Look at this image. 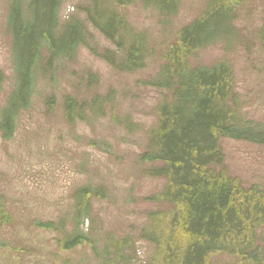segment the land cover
Segmentation results:
<instances>
[{"label": "rangeland", "instance_id": "rangeland-1", "mask_svg": "<svg viewBox=\"0 0 264 264\" xmlns=\"http://www.w3.org/2000/svg\"><path fill=\"white\" fill-rule=\"evenodd\" d=\"M215 0H178L173 15L142 0L117 10L129 36L142 37L147 48L143 68L127 72L114 68L105 56L118 51L87 20L90 0H64L59 12L63 27L78 19L88 34L87 46L73 61H59L55 74L41 77L31 107L20 113L11 139L0 136V264H150L154 248L140 232L152 214L164 206L151 201L166 187L163 178L146 171L160 164L144 163L151 133L158 127V109L172 93L157 88L166 56L182 29L200 18ZM228 1V0H218ZM104 6H107L105 4ZM8 0H0V116L14 89L12 37L7 29ZM231 37L210 45L190 58V66L226 63L234 75L238 119L264 131V1L250 0L235 7ZM132 36V37H133ZM72 98L85 119L69 121L65 102ZM104 101V115L90 113L91 103ZM223 169L246 189H264V146L221 139ZM102 187L105 201L92 200L84 229L93 230L99 256L86 245L64 251L61 240L72 229L76 192ZM4 220V221H2ZM65 221L61 230L58 223ZM4 222V223H3ZM111 239L130 240L119 251H105ZM264 244V243H263ZM219 264H233L228 256Z\"/></svg>", "mask_w": 264, "mask_h": 264}, {"label": "trees", "instance_id": "trees-1", "mask_svg": "<svg viewBox=\"0 0 264 264\" xmlns=\"http://www.w3.org/2000/svg\"><path fill=\"white\" fill-rule=\"evenodd\" d=\"M133 1L90 0L84 8L89 23L118 51H124V59L107 52V62L127 72L143 68L147 48L142 37L132 35L127 41L130 29L111 4L125 7ZM142 1L169 15L177 10L178 0ZM247 1L211 2L200 18L181 30L159 74L157 88L168 90L173 97L159 107V124L142 159L160 164L146 173L166 181L164 190L150 198L164 208L152 214L140 232L141 241L155 251L150 264H219L224 255L233 259V264H264V189H246L239 179L232 178L223 169L220 147L221 139L264 146V131L238 119L234 75L226 63L192 68L189 62L194 54L231 37L235 7ZM63 3L8 0L15 85L0 116L4 139L13 137L20 113L31 107L40 78L55 74L57 62L73 61L79 48L88 44L85 25L78 19L60 26ZM260 38L264 41V23ZM64 107L69 121L85 119L74 99H67ZM90 113L103 117L104 101L95 99ZM107 198L102 187L85 186L76 192L72 229L61 240L64 251L86 245L99 256L93 230H85L84 225L90 218L92 200ZM4 216L0 203V218ZM64 225L65 221L58 223L61 230ZM127 245L130 240L117 243L111 239L104 248L117 252Z\"/></svg>", "mask_w": 264, "mask_h": 264}, {"label": "bare ground", "instance_id": "bare-ground-1", "mask_svg": "<svg viewBox=\"0 0 264 264\" xmlns=\"http://www.w3.org/2000/svg\"><path fill=\"white\" fill-rule=\"evenodd\" d=\"M211 179V178H210ZM232 197V196H231Z\"/></svg>", "mask_w": 264, "mask_h": 264}]
</instances>
